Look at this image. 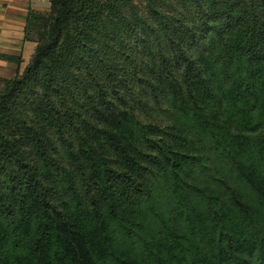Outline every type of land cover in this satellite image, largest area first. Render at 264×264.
Masks as SVG:
<instances>
[{"label": "trees", "instance_id": "trees-1", "mask_svg": "<svg viewBox=\"0 0 264 264\" xmlns=\"http://www.w3.org/2000/svg\"><path fill=\"white\" fill-rule=\"evenodd\" d=\"M50 0L0 91V264H264V0Z\"/></svg>", "mask_w": 264, "mask_h": 264}, {"label": "crops", "instance_id": "crops-1", "mask_svg": "<svg viewBox=\"0 0 264 264\" xmlns=\"http://www.w3.org/2000/svg\"><path fill=\"white\" fill-rule=\"evenodd\" d=\"M50 12V0H0V91L4 80L21 74L36 48L26 24L31 15Z\"/></svg>", "mask_w": 264, "mask_h": 264}, {"label": "rangeland", "instance_id": "rangeland-1", "mask_svg": "<svg viewBox=\"0 0 264 264\" xmlns=\"http://www.w3.org/2000/svg\"><path fill=\"white\" fill-rule=\"evenodd\" d=\"M155 6H157L161 11L167 12L171 8L178 10L179 12L183 9V3L181 0H152ZM127 13L129 16L131 14H137L148 18L149 21H152L148 16V0H131V7L128 8ZM41 15V16H47ZM29 36L35 39V42L38 41L41 34L44 33V29L37 22H31L29 26Z\"/></svg>", "mask_w": 264, "mask_h": 264}]
</instances>
